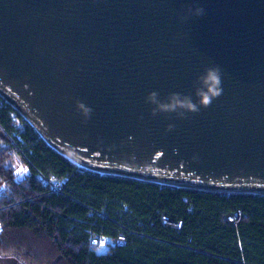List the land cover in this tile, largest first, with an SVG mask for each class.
<instances>
[{
  "label": "water",
  "instance_id": "95a60500",
  "mask_svg": "<svg viewBox=\"0 0 264 264\" xmlns=\"http://www.w3.org/2000/svg\"><path fill=\"white\" fill-rule=\"evenodd\" d=\"M0 96L77 168L264 196V0H0Z\"/></svg>",
  "mask_w": 264,
  "mask_h": 264
},
{
  "label": "trees",
  "instance_id": "16d2710c",
  "mask_svg": "<svg viewBox=\"0 0 264 264\" xmlns=\"http://www.w3.org/2000/svg\"><path fill=\"white\" fill-rule=\"evenodd\" d=\"M14 164L29 170L21 183ZM0 227V263L264 264V196L77 168L1 98Z\"/></svg>",
  "mask_w": 264,
  "mask_h": 264
},
{
  "label": "built area",
  "instance_id": "2783aa9c",
  "mask_svg": "<svg viewBox=\"0 0 264 264\" xmlns=\"http://www.w3.org/2000/svg\"><path fill=\"white\" fill-rule=\"evenodd\" d=\"M0 98L5 102V100L0 96ZM29 176V170L26 166L20 164L15 166L14 168V181L15 183H21L23 182L27 177ZM40 181H42L40 179ZM52 189H55L54 186H52ZM0 233H1V227H0ZM93 246L100 251H103L106 248V241L103 239H95L92 241Z\"/></svg>",
  "mask_w": 264,
  "mask_h": 264
},
{
  "label": "clouds",
  "instance_id": "9594fccd",
  "mask_svg": "<svg viewBox=\"0 0 264 264\" xmlns=\"http://www.w3.org/2000/svg\"><path fill=\"white\" fill-rule=\"evenodd\" d=\"M209 93L210 94H206L202 97V102L205 105H208L211 103L213 96L218 97L220 95V90L218 89V85H219V80L215 75H210L209 76Z\"/></svg>",
  "mask_w": 264,
  "mask_h": 264
},
{
  "label": "rangeland",
  "instance_id": "374dc122",
  "mask_svg": "<svg viewBox=\"0 0 264 264\" xmlns=\"http://www.w3.org/2000/svg\"><path fill=\"white\" fill-rule=\"evenodd\" d=\"M17 163V162H16ZM16 164H14L15 166ZM0 264H15V261L12 259L11 261H6V262H3V263H0ZM17 264H21V262H17Z\"/></svg>",
  "mask_w": 264,
  "mask_h": 264
},
{
  "label": "flooded vegetation",
  "instance_id": "af4514ba",
  "mask_svg": "<svg viewBox=\"0 0 264 264\" xmlns=\"http://www.w3.org/2000/svg\"><path fill=\"white\" fill-rule=\"evenodd\" d=\"M12 259L14 260V258H9V259H7V261H11Z\"/></svg>",
  "mask_w": 264,
  "mask_h": 264
},
{
  "label": "bare ground",
  "instance_id": "6f19581e",
  "mask_svg": "<svg viewBox=\"0 0 264 264\" xmlns=\"http://www.w3.org/2000/svg\"><path fill=\"white\" fill-rule=\"evenodd\" d=\"M70 162H72L73 164H75L72 160H70Z\"/></svg>",
  "mask_w": 264,
  "mask_h": 264
}]
</instances>
